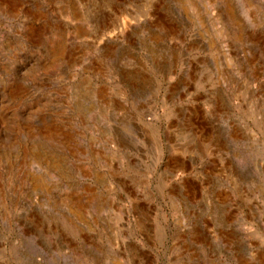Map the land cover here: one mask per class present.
Wrapping results in <instances>:
<instances>
[{
	"label": "rangeland",
	"instance_id": "rangeland-1",
	"mask_svg": "<svg viewBox=\"0 0 264 264\" xmlns=\"http://www.w3.org/2000/svg\"><path fill=\"white\" fill-rule=\"evenodd\" d=\"M0 264H264V0H0Z\"/></svg>",
	"mask_w": 264,
	"mask_h": 264
}]
</instances>
